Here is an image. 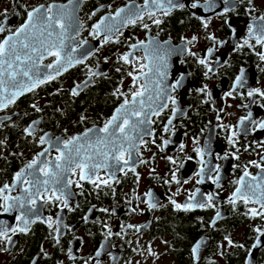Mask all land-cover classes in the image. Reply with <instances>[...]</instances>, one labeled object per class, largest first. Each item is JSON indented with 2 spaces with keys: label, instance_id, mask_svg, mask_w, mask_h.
<instances>
[{
  "label": "flooded vegetation",
  "instance_id": "obj_1",
  "mask_svg": "<svg viewBox=\"0 0 264 264\" xmlns=\"http://www.w3.org/2000/svg\"><path fill=\"white\" fill-rule=\"evenodd\" d=\"M130 2L136 5L143 4V0H83L77 12L80 22L84 25L80 38L89 41L85 48L94 54L84 63L71 67L57 80L42 85L33 93H26L14 105L0 112V118L12 117L11 121H7L8 126L0 129V140L5 141L4 145H0V156L3 157L0 159V185L10 183L13 174L41 150L34 142L25 140L23 136V128L33 120H40L42 131L54 137L76 135L94 124L102 126L103 120L111 115L119 103L111 96L119 81L124 80V91L131 85L130 78L125 75V71L130 69L117 62L118 55L127 52L130 43L137 40L147 41L151 36L156 37L161 43L171 40V46L182 47L181 37L191 38L196 35L199 40L193 51L198 55L203 56L207 48L213 47L212 43L205 39V30L200 21L192 16V10L187 7L173 11L166 18L162 17L164 22L159 27L146 18L145 23L149 24L151 32H147L139 21L135 26L128 25L122 29V36L115 37L119 43L109 42L101 46L103 37L96 40L89 35L92 25L107 15L109 10L114 12L116 8L124 7ZM233 2L235 10L228 13L227 18L237 30L238 35L235 37L232 36L230 28L223 26L222 17L197 11V15L212 17L208 32L219 40L226 41L222 46H217V51L210 58L215 69L214 74L209 73L210 79L205 78L203 74L205 69L198 65L193 57L171 56V79L174 80L181 71L186 77L184 87L175 93L181 111L177 113L172 130L168 133L163 129L171 116V104L159 117H153L154 123L149 127L154 136H146L147 144L141 148L142 157L148 163L136 166L139 182L137 183L136 175L132 172L127 176L119 173L120 182L113 185L115 195L111 188L97 190L88 183H84L83 195H80L81 189L73 185L71 191L76 195L70 204L75 211L65 209L60 213L59 207L39 204V215L55 218L60 213L63 224L72 231L62 229L64 234L61 243L56 246L50 236L51 229L46 223L37 221L31 225L27 235L18 234L13 237L15 244L11 246L9 252L0 251V264H31L32 259L36 257H39V264L61 262L83 264V260L95 256L101 244L105 245L104 254L100 257L101 264H194L191 249L198 241H206L201 248L198 264H208L210 260L215 261V264H245L246 250L251 249L256 236L253 228L264 227V219H249L244 215L246 209L242 202H237L234 210L233 205L227 202V198L234 191L233 181L242 175L243 166L251 160L259 161L260 154L264 153V147L257 146L260 141H264V132L241 133L236 137L237 143L233 147L227 139L230 132L219 125L231 126L235 130L241 117L246 116L249 110L255 120H264V108L260 107L264 100L256 97L259 103H251L247 98V92L251 88L264 90V61L256 54L264 51V48L250 40L255 48L245 46L235 50V44L242 43L247 36V24L251 22V17L264 14V0H253L252 7L255 11L252 13L247 11L249 7L247 0L243 3L240 0ZM48 3L65 4L67 0H0V11L4 10L5 5H12L8 9V16L12 27L15 28L26 18L25 8L30 9ZM217 3L219 5L217 11H222L225 7L222 0H217ZM101 5L104 6L103 9ZM93 12H96L95 16H91ZM16 13H20L19 17L15 15ZM136 55L142 57L143 52L138 51ZM217 59L219 63H216ZM181 60L184 63H180ZM89 68L106 75L94 78L93 83L85 87L79 96L72 97L69 94L71 88L87 79L86 72ZM117 68H121V71L117 72ZM241 69H244L245 85L237 90L239 94L225 96L226 92L232 91L235 77L240 74ZM205 85L211 96L197 92V89ZM58 89L62 91L59 95H54ZM204 100H208V103H204ZM37 102L43 109L42 112L37 113L30 107ZM243 104H249L250 107L243 108ZM25 113L27 115H24ZM82 114L87 117L84 123L79 122ZM153 139L155 144L152 143ZM164 139L170 141L167 146L163 145ZM194 140H198L199 144H194ZM181 144L184 145L183 149L180 148ZM157 145L164 147V151L161 152ZM246 146L248 151L244 150ZM195 147L205 148L206 152L211 153L204 156V160L209 161L210 166H220L221 187L217 188L207 178L203 184L195 182L198 179L195 173L200 168L198 163L200 157L194 151ZM12 153L23 155L13 156ZM232 153L239 155L240 159H233ZM168 156L176 159L177 164H171L167 160ZM224 156H228V159L217 158ZM234 165L237 167H233ZM172 169H178L176 175L181 181L179 185L164 183L165 179H170ZM249 171L253 175L258 174L256 168L249 167ZM185 179L189 181L187 184L183 183ZM177 188H180V194L174 195ZM197 188L202 194H215L216 207L178 211L169 202L171 197L177 203L184 204L187 202L188 194ZM148 191L153 193L154 201L158 203V207L152 210L135 198L138 196L141 200L146 199L144 194ZM200 193L197 194L198 200L203 198ZM15 194L14 192L13 195ZM100 208H107L110 213L98 211ZM132 208L136 209L135 213H130L129 210ZM217 211L221 213V218L216 220L213 227L211 225ZM14 215L0 214V220L15 226ZM85 215L89 217L88 222L83 220ZM104 224H107L113 233L119 232L120 235H112L105 239L107 229L103 227ZM128 224L145 227L139 234L133 230L125 232L121 225ZM225 236H230L235 244H243L245 247L243 249L228 247L224 240ZM74 237H78L79 240ZM261 239L264 241V237ZM218 245H225L223 256L219 255ZM41 247L48 253L47 258L43 257ZM69 247L73 248L77 260L68 259ZM149 247L155 255L148 253ZM113 257L116 259L113 260ZM253 259L254 264H264V246L253 250Z\"/></svg>",
  "mask_w": 264,
  "mask_h": 264
},
{
  "label": "snow or ice",
  "instance_id": "obj_2",
  "mask_svg": "<svg viewBox=\"0 0 264 264\" xmlns=\"http://www.w3.org/2000/svg\"><path fill=\"white\" fill-rule=\"evenodd\" d=\"M240 2L243 3L244 0H240ZM82 3L83 0H67L65 4L48 3L33 6L30 9L25 8L26 18L15 28L12 27L8 16V9L12 5H5L4 10L0 11V37H2L0 38V112L14 105L26 93H33L42 85L57 80L71 67L84 63L89 56L94 54L93 51L85 48L89 41L80 38L84 25L80 22L77 12ZM222 3L225 7L218 12L217 0H183V2L181 0H143L141 5L130 2L124 7L116 8L114 12L109 10L107 15L102 16L97 23L92 25L89 35L96 40L103 37L101 46L109 42L119 43L115 37L122 36V29L128 25L135 26L139 21L147 32H151L149 24L145 23L146 18L159 27L164 22L162 17L166 18L173 11L183 10L187 7L192 10V16L200 21L205 30V39L210 41L213 47L207 48L203 56L198 55L193 51L199 40L196 35L191 38L181 37L182 47L171 46V40L161 43L156 37L151 36L147 41L137 40L128 45L127 52L117 57L118 63L130 69L125 71V75L130 78L131 85L127 91H124V80L119 81L111 93L114 100L119 103L111 115L103 120L102 126L94 124L92 127L85 128L82 133L65 137H54L48 132H43L40 128V120H33L24 127L22 131L25 140L34 142L41 150L13 174L10 183L5 182L0 185V214H15V226H10L8 222L0 220V251L9 252L11 246L15 244L13 237L18 234L27 235L31 225L37 221L47 224L51 229L50 236L54 245L59 246L64 234L62 229L72 231L71 228L63 224L60 213H63L65 209L75 211L70 204L76 195L71 191L73 185L81 189L80 195H83L84 183L93 185L97 190L111 188L115 195L113 185L120 182L119 173L127 176L129 172H132L136 175L137 183L139 182L140 177L136 173V166L148 163L142 157L141 148L147 144L146 136H154V132L149 127L154 123L153 117H159L171 104V116L163 129L165 133H168L172 130L173 120L177 113L181 111L175 93L184 87L186 77L181 71L174 80L171 79V56L188 55L193 57L196 63L205 69L203 73L205 78L210 79L209 73H215L210 58L217 51V46L226 43L208 32L212 17H202L197 15V11L222 17L223 26L230 28L233 37L238 35L233 23L227 18L228 13L235 10V3L233 0H222ZM247 4L249 5L247 11L254 12L253 0H247ZM103 7L101 5V9ZM110 8L111 6H109ZM101 9H97V11ZM15 15L19 17L20 13ZM95 15L96 12L91 13V16ZM250 40H254L256 45L264 48V14L251 17V22L247 24V36L242 43L235 44V50L245 46L250 49L255 48ZM138 51L143 52L142 57L136 55ZM256 54L260 60L264 61V51ZM45 61L48 62L45 63ZM180 63H184V61L181 60ZM216 63H219L218 59ZM116 71L120 72L121 68H117ZM105 75L103 72L89 68L86 72L87 79L76 83L69 94L72 97L79 96L85 87L93 83L94 78ZM170 80L171 82H169ZM244 85V69H241L240 74L235 77L232 91L226 92L225 96L232 97L233 93L239 94L237 90ZM60 91L62 89H58L54 95H59ZM197 92L211 96L207 85L197 89ZM256 97L264 100V90L251 88L247 92V98L251 103H259ZM203 102L208 103V100ZM30 107L37 113L43 110L38 102L31 104ZM242 107L249 108L250 105L243 104ZM260 107L264 108V104H261ZM57 111L60 110L57 109ZM86 119L87 117L82 114L79 117V122L84 123ZM11 120V116L0 118V129L8 126L7 121ZM217 120H220L219 113ZM219 126L230 132L227 139L233 147L237 143L236 137L241 133L264 132V120H255L250 110L246 116L241 117L235 130L224 124ZM169 142L164 139L163 145L167 146ZM152 143L155 144L154 139ZM193 143L199 144V141L194 140ZM4 144L5 141L0 140V145ZM257 146L264 147V141H260ZM157 147L161 152L164 151V147L160 145ZM180 148L183 149L184 145L181 144ZM244 150L248 151L249 149L246 146ZM194 151L200 157L198 161L200 168L195 173L198 179L195 182L203 184L207 178L217 188L221 187L220 166H210V162L204 160L205 154L210 155L211 153L206 152V149L202 147H195ZM12 155H23V153H12ZM231 155L233 159H240L236 153ZM2 158L0 156V159ZM217 158L228 159V156ZM167 160L173 165L177 164V160L171 156H168ZM180 166L182 167V165ZM233 167H237V165ZM249 167L258 169V174L253 175L249 171ZM177 170H171V177L164 180L165 184L179 185L181 183L176 175ZM152 171L154 172L155 169ZM188 182L187 179L183 181L185 184ZM233 184L235 189L227 198V202L233 205L234 210L237 202H242L246 209L245 216L249 219H264V153L260 154L259 161L251 160L244 165L242 175L233 181ZM180 191V188H177L174 195H179ZM14 192L15 195H13ZM198 193H200L199 188L190 192L187 202L184 204L177 203L171 197H169V202L178 211L216 207L215 194L200 193L203 198L198 200ZM144 195L146 199L141 200L138 196L135 198L146 204L149 210L158 207L151 191ZM39 204H51L59 207L60 213L55 218L52 216L42 217L39 215ZM98 211L110 213L107 208H100ZM129 211L135 213L136 209L132 208ZM219 218H221V213L217 211L211 226L214 227ZM88 219V215L83 217L85 222H88ZM103 227L107 229L105 239L112 235H120L119 232L113 233L107 224H104ZM144 227V225H121L125 232L133 230L137 234L141 233ZM253 231L256 236L251 249L246 250L245 264H254L253 250L264 246V241L261 239L264 237V227H254ZM74 239L79 240L78 237H74ZM224 240L228 247L241 249L245 247L243 244H235L230 236H225ZM165 243L167 242L165 241ZM205 244L206 241H198L191 249L194 264H198L201 248ZM224 247L225 245H218V252L221 256L224 255ZM104 249L105 245L101 244L95 256L83 260V264H101L100 257L104 254ZM147 251L150 255H155L150 247ZM41 253L43 257H48V253L43 247H41ZM67 256L72 261L78 259L72 247L68 248ZM115 259L113 257V260ZM31 264H39V257L33 258ZM208 264H215V261L210 260Z\"/></svg>",
  "mask_w": 264,
  "mask_h": 264
}]
</instances>
